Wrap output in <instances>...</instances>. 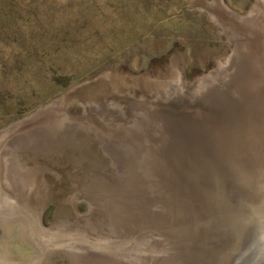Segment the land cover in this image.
I'll use <instances>...</instances> for the list:
<instances>
[{"label":"rangeland","instance_id":"1","mask_svg":"<svg viewBox=\"0 0 264 264\" xmlns=\"http://www.w3.org/2000/svg\"><path fill=\"white\" fill-rule=\"evenodd\" d=\"M31 4L78 20L49 70L53 38L2 52L0 132L49 106L5 134L49 194L33 264H214L264 182V0H0Z\"/></svg>","mask_w":264,"mask_h":264},{"label":"bare ground","instance_id":"2","mask_svg":"<svg viewBox=\"0 0 264 264\" xmlns=\"http://www.w3.org/2000/svg\"><path fill=\"white\" fill-rule=\"evenodd\" d=\"M223 69L224 67L221 66L216 73L212 72L214 75L209 80H201L199 87L202 86L204 82H212V80H214ZM223 72L225 73V71ZM47 108H49V106L41 108L35 114L17 122L7 130L0 132V264L11 263L9 261L10 256L8 255H12L15 259L20 260L24 254H27V251L25 252L23 246L19 245L22 244V240H27L28 243L30 238L36 237L39 238L37 239V242L40 244V237L44 236V234L48 233V235L52 237V234H49L50 231L47 232L45 230L41 221L42 213L49 200L47 188L45 189L46 192L43 193L41 184L39 186L37 185L38 187L34 184L35 178H33V175L37 174V172L31 175L30 184L28 186L29 189H25L27 192L25 195L23 194L24 185L13 184L12 174L10 177L9 170L12 162L13 164L15 162L12 157H15L16 155H14V151L10 153L9 149L7 150L6 141L10 135H5L12 129L13 131L15 130L14 132L21 131L20 128L30 125L34 122L32 120L41 113L38 117L39 119L36 118L37 120H40L42 116H46L44 112ZM109 145L110 144L104 143L105 147L111 149ZM16 146L17 148L22 147L23 149L26 144L21 143L18 145L16 143ZM16 146L14 145V147ZM14 168L19 169L23 176L26 175L27 178L30 177L29 171L32 170L31 166L19 165L18 167L14 164ZM251 188L252 193L250 191L246 196V200H244L245 202L239 205L234 211L230 209V219L225 215L233 227V236L231 242H229L223 251H221L218 260H216L214 264L240 263L244 259V253L248 247L255 244L253 235L257 236L259 234H264V230H261L264 229V182L261 184L259 182ZM26 196H29V198L27 199ZM55 226L56 224H54L52 228L54 229ZM250 239H252V241ZM25 248L27 249L26 246Z\"/></svg>","mask_w":264,"mask_h":264},{"label":"trees","instance_id":"3","mask_svg":"<svg viewBox=\"0 0 264 264\" xmlns=\"http://www.w3.org/2000/svg\"><path fill=\"white\" fill-rule=\"evenodd\" d=\"M17 10L23 14L22 17L10 19V16ZM52 10L48 6H37L35 4L27 5L23 8L1 6L0 8V63L3 64V54L5 50L11 52L13 57H24L28 59L30 56L38 55L41 51L36 44L39 37H49L53 40L48 41V46L44 50L45 57L52 61L47 64L46 69L57 66V57L62 56L56 48V40L66 42L67 38L73 31L72 23L78 20H73L68 14H61V16L51 15ZM16 14V13H15ZM6 17L8 19H6ZM73 20V21H71ZM56 69V81H62L66 77V70L64 68ZM23 70V69H22ZM28 77H38L45 75L38 72L36 69L29 68L26 70ZM62 83V82H59ZM8 93L6 90L4 91ZM13 92V91H12Z\"/></svg>","mask_w":264,"mask_h":264},{"label":"water","instance_id":"4","mask_svg":"<svg viewBox=\"0 0 264 264\" xmlns=\"http://www.w3.org/2000/svg\"><path fill=\"white\" fill-rule=\"evenodd\" d=\"M107 77V74H103L98 78L99 80L105 79ZM91 83H96V81H93ZM91 83H86L85 85H90ZM264 230V229H261ZM260 230V231H261ZM263 233V231H262ZM254 236V245H250L246 252L244 253V259L238 263V264H264V234L261 235H253ZM37 239L39 238H30V241L27 243V240H22V245L23 248L25 249V252L27 251V254H24L26 256H22L20 260L15 259L12 255H8L9 261L11 262L10 264H33L38 258L42 257L43 255V249L40 246L39 242H37ZM253 239V238H252ZM252 239H250L252 241ZM249 240V243H250ZM27 247V249L25 248ZM248 246V245H247ZM232 260V258H231ZM237 264V263H234Z\"/></svg>","mask_w":264,"mask_h":264}]
</instances>
